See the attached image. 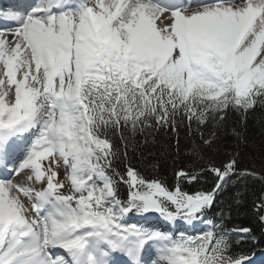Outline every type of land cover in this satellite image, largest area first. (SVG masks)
<instances>
[{
  "label": "snow or ice",
  "instance_id": "1",
  "mask_svg": "<svg viewBox=\"0 0 264 264\" xmlns=\"http://www.w3.org/2000/svg\"><path fill=\"white\" fill-rule=\"evenodd\" d=\"M0 22V264H256L234 249L251 229L209 215L255 173L230 158L207 191H184L200 176L182 170L170 189L117 171L112 137L126 158L138 133L264 107V0H18Z\"/></svg>",
  "mask_w": 264,
  "mask_h": 264
},
{
  "label": "trees",
  "instance_id": "2",
  "mask_svg": "<svg viewBox=\"0 0 264 264\" xmlns=\"http://www.w3.org/2000/svg\"><path fill=\"white\" fill-rule=\"evenodd\" d=\"M216 133L212 146L204 144L201 133L208 137ZM113 145L120 149L115 163L117 171L123 173L130 164L147 179H159L170 189L177 183V172L197 173L199 181L181 183L189 193L207 191L214 184V176L206 171L210 165L222 167L230 158L237 161L238 172L255 173L252 176L234 178L218 197L217 205L209 214L219 220L225 214L223 224L226 230L249 228L251 232L234 243V249L241 252H255L264 246V224L261 223L258 206L264 201V107L257 105L250 110L245 120L231 113L222 125L195 124L189 129L187 122L180 123L176 131L171 128H157L130 137L127 157L123 155L124 145L119 136L112 137ZM121 192L126 187L121 185ZM239 234H233L236 241Z\"/></svg>",
  "mask_w": 264,
  "mask_h": 264
},
{
  "label": "rangeland",
  "instance_id": "3",
  "mask_svg": "<svg viewBox=\"0 0 264 264\" xmlns=\"http://www.w3.org/2000/svg\"><path fill=\"white\" fill-rule=\"evenodd\" d=\"M64 178V171L63 168L60 169V179ZM14 182L16 183H20V184H26L27 180H26V176L24 173H21L19 176L14 178Z\"/></svg>",
  "mask_w": 264,
  "mask_h": 264
},
{
  "label": "bare ground",
  "instance_id": "4",
  "mask_svg": "<svg viewBox=\"0 0 264 264\" xmlns=\"http://www.w3.org/2000/svg\"><path fill=\"white\" fill-rule=\"evenodd\" d=\"M210 3H212V2H210ZM157 23L159 24V21Z\"/></svg>",
  "mask_w": 264,
  "mask_h": 264
}]
</instances>
